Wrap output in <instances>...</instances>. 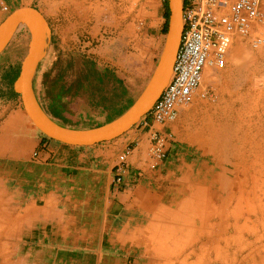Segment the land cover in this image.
Here are the masks:
<instances>
[{
  "label": "rangeland",
  "instance_id": "374dc122",
  "mask_svg": "<svg viewBox=\"0 0 264 264\" xmlns=\"http://www.w3.org/2000/svg\"><path fill=\"white\" fill-rule=\"evenodd\" d=\"M29 1L26 5L40 10L51 29L49 54L39 69L35 84L39 100L51 112H53L51 107L59 103L67 106L66 100L72 98L69 91L72 94L73 90H77L80 67L83 61L87 60L79 50L83 49L85 44L91 43L92 47L100 48L109 43L111 47L112 39L122 35L128 37L130 29L143 32L141 5H135L131 0H93L95 5L100 4V14L95 16L93 13L89 19H84V22L79 19L68 21L64 18L67 2L63 0ZM160 2L164 10L163 0ZM262 8L264 11V2ZM255 33L263 36V42L257 48H251L245 39L233 38L228 54L233 53L234 63L237 61L239 63L231 65L229 72H225V68L205 69L201 90L207 92V98L197 97L193 104L184 109L198 113L197 120L192 126L193 134L208 136L220 134V138L223 134L224 142L215 146V149H223L219 151L220 157L217 158L215 152L212 153L214 156L212 158L205 153L200 155L201 151H197V145L189 146L182 154L185 163L193 166V169L186 172L179 169L177 162L174 166L170 164L161 172L162 182L155 185L154 196L142 195L138 198V195L132 194L129 197V209H126L123 215V222L129 219L131 231L136 227H143L150 232L137 230L133 236L134 242L131 240L134 244L130 242L131 244L124 246L118 244L100 249L97 246L100 237L106 235L110 238V233L105 234L92 229L68 232L64 243L59 240L57 245L55 244L58 249L47 245L42 249H34L31 256L27 253L22 255L21 260L25 262H16L19 256L14 254L12 247L0 246V264H55L56 251L60 254L63 252L66 261L72 259L76 264H151L153 261L157 264H264V29L257 28L254 30ZM164 39L165 35L163 41ZM28 40V33L22 29L0 55V86L5 94L12 91V85L18 78L22 62L27 55ZM74 60L76 63L71 68L68 67L64 75L58 78L55 72L56 64L63 67ZM50 71V82L46 85L44 75ZM218 77L225 81L221 87L216 84ZM139 88L130 96H115L113 102L105 103L107 113L95 122L70 119L69 123L83 128L106 124L134 104L144 90V84ZM63 89L67 90H64L67 93L65 97L58 95ZM75 101L77 103L75 110L83 107L79 95ZM202 145L203 148H210L208 145ZM170 171L173 174L171 173L169 177ZM186 175H191V179H194L195 188L185 196V193L181 195L174 188ZM213 177L215 179L219 177L220 180L224 178L225 182L219 185L216 184V180L210 182L212 185L207 187L214 192L218 191L219 196L216 193L218 199L205 200L204 194L209 191L205 188L206 192L198 190L196 185L206 184L208 178ZM195 193L201 202L198 215L193 213L194 211L187 212L185 208H175L177 204L185 203V199ZM239 195L241 202L237 212L225 213L227 216L224 225L218 218L211 219L210 224L203 228L201 235L197 233L189 236L188 223L179 221L183 217L191 218L192 215L193 218L197 216L209 218L214 215L212 207L220 212L222 197L226 198V211L234 212L236 208L234 203L237 200L234 197ZM83 202L86 204L77 208L78 212L81 210L83 212L79 217L83 223L88 224L86 227H93L94 217L85 215V212L95 211L94 205L97 201ZM159 205L162 208L157 211ZM179 210L182 215L177 217L176 212ZM154 212L162 214V225L168 230L170 223L172 225L175 222L179 223L176 231L163 232L158 243L157 233L155 236L152 227L149 228L153 225ZM212 229L214 232L211 234ZM0 234L1 237L8 236V233ZM142 239L153 240L150 243L153 248H145ZM69 253L78 256L73 259ZM96 255H101V258H97ZM59 264L68 263L59 261Z\"/></svg>",
  "mask_w": 264,
  "mask_h": 264
},
{
  "label": "crops",
  "instance_id": "0c3cea01",
  "mask_svg": "<svg viewBox=\"0 0 264 264\" xmlns=\"http://www.w3.org/2000/svg\"><path fill=\"white\" fill-rule=\"evenodd\" d=\"M131 1L135 5H141L140 15L144 19L143 32L139 33L130 29L128 37L125 38L122 35L112 39L111 47L109 43L100 48L92 47L89 43L90 47H88L89 44H85L84 48L79 50L87 60L96 65L97 76L112 90L107 95L108 99L105 98L102 103L100 94L97 95V93L94 97L92 90V92H88L86 86L84 88L82 86L84 83L86 84V80L83 83L82 77H79L77 90H73L71 94L68 89L69 96L72 98L66 100L67 106L59 103L55 107H51L53 111L51 112L42 104L56 121L66 126L83 128L70 124L69 120L95 122L107 113L104 107L105 103L113 102L116 99L115 96H130L140 89V85L144 84L145 87L148 83L162 53L164 10H162L163 6L160 0ZM28 2L30 1L0 0V23L12 10L19 6H27ZM63 2H67L64 18L68 21L79 19L84 22V19H89L93 13L95 16L100 14V4L95 5L93 0H63ZM2 7H6L7 11H3ZM42 15L45 17L44 14ZM236 53L240 55L238 50ZM233 56V53L227 54L225 72L231 70V65L239 63V61L234 63ZM224 82L219 77L216 79V84L219 87L223 86ZM64 90L67 91L63 89L58 95L65 97L67 93ZM77 95L80 96L83 107L75 110ZM197 114V112L183 109L175 123L161 128L170 134L171 142L164 163L152 170L147 155L149 147L147 129L136 125L117 139L90 147L63 145L53 140L44 139L27 118L21 98L17 97L13 91L8 94L3 93L0 86V233H8V236L5 237H1L0 234V246L12 247L14 254L19 256L16 262H20L22 255L27 253L28 256H31L34 249H42L46 245L58 249L57 241L61 240L64 243L68 232L92 229L105 234L110 233V238L106 235L100 237L97 244L99 249L104 246L114 247L118 244L123 246L129 244L131 240H135L133 236L137 230L143 229L144 232H150L143 227H136L132 232L129 219L123 222V215L126 209H129V197L132 194L138 195V198H141L142 195L154 196L155 185L162 182L161 172L170 164L174 166L177 162L176 165L179 169L186 172L193 169V166L185 163V157L182 154L188 150L189 146L197 145V151H201L200 155L205 153L211 158L213 152L219 158V151H223L220 148L215 149L216 145L224 142L223 134L220 138V134L208 136L207 134L192 133V126L197 120ZM202 144L208 145L210 148H203ZM185 147L187 148L185 149ZM124 152L128 153L126 162L128 170L125 174L124 184L119 187L115 183L117 156ZM171 173V171L168 172L169 177ZM213 180L217 181V185L225 182L224 178L220 180L219 177L216 179L213 177L208 178L207 182L205 181L206 184L196 185L198 190L209 191L204 194L205 200L218 199L219 192H214L207 187L212 185L210 182ZM193 181L191 175H186L177 182L174 190L179 191L181 195L184 193L185 196L187 193L189 195L195 188ZM158 196L160 197V195ZM234 198L237 199L234 203L236 206L234 212L226 211V198L222 197L221 213L212 207L214 215L209 218L198 216L193 218L192 215L191 218L183 217L179 221L184 224L188 223L187 234L189 236H194L197 233L201 235L203 228L210 224L211 219L218 218L224 225V219L227 216L225 213L237 212L241 198L240 195ZM87 200L97 201L94 205L95 211L85 212V215L94 217L93 227H86L88 224L83 223L79 217L83 215L82 210L77 211V208L86 204L83 201ZM185 200V203L177 204L175 208H185L187 212L194 211L193 213L198 215L201 208L198 194H192ZM159 207L157 211L162 208L160 205ZM161 215L154 212L153 225L149 226V228L152 227L151 230L155 236L157 233V243L161 240L163 232L176 231L179 224L178 222L173 225L170 223V230H168L162 225ZM181 215V210L176 212L177 217ZM212 232L214 230L211 231V234ZM152 241L151 239L141 240L145 248H153V245L150 244ZM2 242H4L3 245ZM24 250L28 252H24ZM97 252L100 253V250ZM59 254L56 251L55 264H59V261L76 264L72 259L66 261L63 252L59 259ZM69 255L73 259L78 256L74 253H69ZM96 257L100 259L101 255H96ZM151 264H157V262L153 261Z\"/></svg>",
  "mask_w": 264,
  "mask_h": 264
},
{
  "label": "built area",
  "instance_id": "2783aa9c",
  "mask_svg": "<svg viewBox=\"0 0 264 264\" xmlns=\"http://www.w3.org/2000/svg\"><path fill=\"white\" fill-rule=\"evenodd\" d=\"M264 0H183L181 34L178 54L171 79L150 113L137 125L148 130L147 150L152 170L160 167L171 142L169 133L161 128L177 121L181 110L194 103L197 97L207 98L201 90L203 72L207 68H225L228 48L233 38L248 41L251 48L263 42ZM7 11L6 7H2ZM154 126V127H153ZM128 153L117 157V186L124 184Z\"/></svg>",
  "mask_w": 264,
  "mask_h": 264
},
{
  "label": "water",
  "instance_id": "95a60500",
  "mask_svg": "<svg viewBox=\"0 0 264 264\" xmlns=\"http://www.w3.org/2000/svg\"><path fill=\"white\" fill-rule=\"evenodd\" d=\"M167 1L169 16L162 53L144 90L123 114L92 128H74L56 121L38 98L36 79L51 44V29L42 12L35 7L19 6L3 19L0 23V55L17 32L24 29L29 35L27 55L13 88L20 95L27 118L39 134L63 145L90 147L123 136L152 111L171 79L183 31V0Z\"/></svg>",
  "mask_w": 264,
  "mask_h": 264
},
{
  "label": "trees",
  "instance_id": "16d2710c",
  "mask_svg": "<svg viewBox=\"0 0 264 264\" xmlns=\"http://www.w3.org/2000/svg\"><path fill=\"white\" fill-rule=\"evenodd\" d=\"M163 2H164V18H165V24L163 27V35H165L167 32V26H168L167 20H168V16H169V11H168L169 8H168V1L163 0ZM75 63H76L75 60L70 61L68 64H66L63 67H58V63H57L56 67H55V69H56L55 72H56L57 77L59 78V76L64 75V71L68 70V67L71 68ZM95 68H96V65L92 61H90V60H84L83 61L82 65L80 67V77H82L81 80L83 83L86 80V84L84 83L82 86H83V88L86 86V89L88 90V92L93 91L92 92V93H94L93 96L96 95L97 93H98L97 95L100 94V100L102 101V103H104L105 98H106V100L108 99L107 95L111 89L108 87L109 85L107 83L101 82V78L99 76H97V74H96L97 71ZM19 72H20V70H19ZM18 75H19V73H18ZM18 75H17V77H18ZM50 77H51V71L47 72L44 75V78H45L44 82L46 85H49L48 83L50 82ZM102 79H103V76H102ZM12 91L17 97L20 98V95H18L14 92L13 85H12ZM94 97H96V96H94ZM103 98H104V100H103ZM52 114H55V113H52ZM42 137L46 140H51V139L46 138L43 135H42Z\"/></svg>",
  "mask_w": 264,
  "mask_h": 264
},
{
  "label": "bare ground",
  "instance_id": "6f19581e",
  "mask_svg": "<svg viewBox=\"0 0 264 264\" xmlns=\"http://www.w3.org/2000/svg\"><path fill=\"white\" fill-rule=\"evenodd\" d=\"M99 16V15H98ZM21 31V30H20Z\"/></svg>",
  "mask_w": 264,
  "mask_h": 264
}]
</instances>
